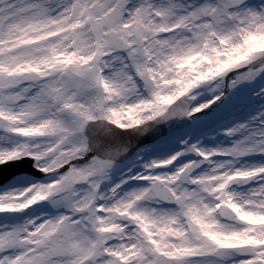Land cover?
<instances>
[{"label": "snow or ice", "instance_id": "6c2138e0", "mask_svg": "<svg viewBox=\"0 0 264 264\" xmlns=\"http://www.w3.org/2000/svg\"><path fill=\"white\" fill-rule=\"evenodd\" d=\"M0 264H264V0H0Z\"/></svg>", "mask_w": 264, "mask_h": 264}]
</instances>
